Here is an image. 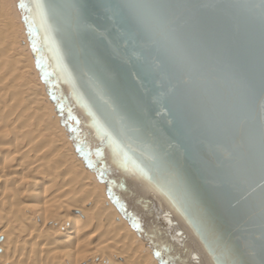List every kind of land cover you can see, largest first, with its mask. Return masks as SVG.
Returning a JSON list of instances; mask_svg holds the SVG:
<instances>
[{
    "label": "water",
    "instance_id": "water-1",
    "mask_svg": "<svg viewBox=\"0 0 264 264\" xmlns=\"http://www.w3.org/2000/svg\"><path fill=\"white\" fill-rule=\"evenodd\" d=\"M17 7L75 152L158 264H264V0Z\"/></svg>",
    "mask_w": 264,
    "mask_h": 264
},
{
    "label": "bare ground",
    "instance_id": "bare-ground-1",
    "mask_svg": "<svg viewBox=\"0 0 264 264\" xmlns=\"http://www.w3.org/2000/svg\"><path fill=\"white\" fill-rule=\"evenodd\" d=\"M4 3L0 264H158L75 152L39 81L22 19Z\"/></svg>",
    "mask_w": 264,
    "mask_h": 264
},
{
    "label": "rangeland",
    "instance_id": "rangeland-1",
    "mask_svg": "<svg viewBox=\"0 0 264 264\" xmlns=\"http://www.w3.org/2000/svg\"><path fill=\"white\" fill-rule=\"evenodd\" d=\"M17 1L18 0H5V3L4 4H6L7 5V8L9 7L10 8V10H13V8H14V10H16V13H18V17H19V19H21V15L19 14V9H18V7H17ZM13 6V7H12ZM19 11V12H18ZM22 25H23V23H22ZM24 27V26H23ZM25 29V28H24ZM26 33V32H25ZM24 33V34H25ZM25 37L27 38V34H25ZM26 40H28V38L26 39ZM30 45H29V41H28V47H29ZM29 51H30V53H31V55H33L32 54V52H31V49H30V47H29ZM34 57V56H33ZM36 70L38 71V73H39V70L37 69V67H36ZM38 76L40 77V74H38ZM41 79L39 78V81H40ZM41 82V81H40ZM42 83V82H41ZM43 87H45V85L43 84ZM44 91H45V93H46V95H47V98H48V100H50L51 101V99L49 98V96H48V94H47V91H46V88H44ZM66 132H67V130H66Z\"/></svg>",
    "mask_w": 264,
    "mask_h": 264
},
{
    "label": "snow or ice",
    "instance_id": "snow-or-ice-1",
    "mask_svg": "<svg viewBox=\"0 0 264 264\" xmlns=\"http://www.w3.org/2000/svg\"><path fill=\"white\" fill-rule=\"evenodd\" d=\"M24 6H25V5L21 4V7H24ZM37 6L40 7L41 5L38 4Z\"/></svg>",
    "mask_w": 264,
    "mask_h": 264
}]
</instances>
